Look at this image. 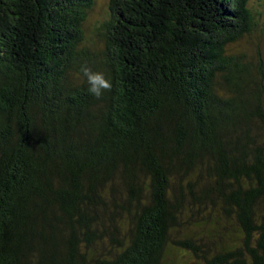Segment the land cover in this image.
<instances>
[{
    "label": "trees",
    "instance_id": "obj_1",
    "mask_svg": "<svg viewBox=\"0 0 264 264\" xmlns=\"http://www.w3.org/2000/svg\"><path fill=\"white\" fill-rule=\"evenodd\" d=\"M254 2L0 0V264H264Z\"/></svg>",
    "mask_w": 264,
    "mask_h": 264
},
{
    "label": "rangeland",
    "instance_id": "obj_2",
    "mask_svg": "<svg viewBox=\"0 0 264 264\" xmlns=\"http://www.w3.org/2000/svg\"><path fill=\"white\" fill-rule=\"evenodd\" d=\"M254 3L259 10L264 11V0L261 5L258 3V0H255ZM109 6L110 0H97V5L95 6V9L89 14V22L86 26L85 33H87V41L89 42L88 46L92 49V52L102 51L104 49V43L102 41L97 40V37L93 35L94 30L92 26L97 24L101 20H106L109 17ZM93 38L95 39L94 42L91 41ZM88 46L87 43H84L82 48ZM230 49L231 52L240 50L245 51L246 53L253 56H255L259 51L264 54V35L259 34L254 37V40L242 41L238 44L232 45ZM201 235H204L206 237L205 240L206 242H208V246H210V248L214 247L213 245H209V242L213 240L212 235H208L207 233H203ZM229 243H231V241H229ZM204 249L207 250L205 247ZM209 255H211V253H209ZM166 257L169 263L172 261L175 262L173 264H206V262H200L196 259L194 260V258L190 254L185 252V250H174V247L171 244L166 250ZM209 259H213V257H209ZM176 261H179V263H177Z\"/></svg>",
    "mask_w": 264,
    "mask_h": 264
},
{
    "label": "clouds",
    "instance_id": "obj_3",
    "mask_svg": "<svg viewBox=\"0 0 264 264\" xmlns=\"http://www.w3.org/2000/svg\"><path fill=\"white\" fill-rule=\"evenodd\" d=\"M82 72L87 77L88 92L99 98L103 95V91L111 87V83L107 80L103 73L93 72L88 67H83Z\"/></svg>",
    "mask_w": 264,
    "mask_h": 264
}]
</instances>
